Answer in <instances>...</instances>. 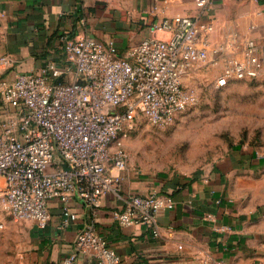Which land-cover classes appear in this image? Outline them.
I'll return each mask as SVG.
<instances>
[{
  "label": "built area",
  "instance_id": "1",
  "mask_svg": "<svg viewBox=\"0 0 264 264\" xmlns=\"http://www.w3.org/2000/svg\"><path fill=\"white\" fill-rule=\"evenodd\" d=\"M193 1L197 15L152 23L151 33L161 36L142 39L124 55L111 41L60 35L66 62L74 68L69 81H59L62 71L51 64L39 73L19 72L12 81L0 77V212L44 229L56 201L64 228L77 218L72 201L94 211L112 193L125 202L113 213L118 225H143L160 235L158 214L173 208L174 200L155 191L123 195L124 138L141 120L163 129L195 106L196 93L184 81L197 68L220 63L211 82L215 90L264 78V46L235 35L211 43L208 13L219 0ZM8 64L0 56V67ZM80 255L89 257L88 264L121 260L93 223L78 230L61 264H80Z\"/></svg>",
  "mask_w": 264,
  "mask_h": 264
},
{
  "label": "crops",
  "instance_id": "2",
  "mask_svg": "<svg viewBox=\"0 0 264 264\" xmlns=\"http://www.w3.org/2000/svg\"><path fill=\"white\" fill-rule=\"evenodd\" d=\"M175 14L195 16L198 9L193 0H0V56L10 59L0 67V77L12 81L19 72L39 73L51 64L62 71L59 81H69L74 68L66 62L60 35L111 41L124 55L142 39L161 36L151 33V24ZM208 14L211 43L235 35L264 46V0H219ZM241 164L235 166L242 169ZM260 167L264 160L249 162L250 176L123 173V195L155 191L173 198V208L158 214L159 236L143 225H118L113 213L125 202L112 193L94 211L72 201L77 218L64 228L61 206L52 201L46 228L30 221L33 229L17 262L61 264L78 230L93 223L95 233L120 256L119 264H264V174L252 177ZM79 258L88 264L87 255Z\"/></svg>",
  "mask_w": 264,
  "mask_h": 264
},
{
  "label": "rangeland",
  "instance_id": "3",
  "mask_svg": "<svg viewBox=\"0 0 264 264\" xmlns=\"http://www.w3.org/2000/svg\"><path fill=\"white\" fill-rule=\"evenodd\" d=\"M220 71V63L191 71L184 84L194 89L197 104L169 127L139 122L124 138L123 173L213 177L222 171L250 176L252 170L245 169L249 162L264 160V78L236 80L215 90L211 82ZM240 163L244 168L235 166ZM261 167L252 177L264 174ZM32 226L0 212V264H20Z\"/></svg>",
  "mask_w": 264,
  "mask_h": 264
},
{
  "label": "trees",
  "instance_id": "4",
  "mask_svg": "<svg viewBox=\"0 0 264 264\" xmlns=\"http://www.w3.org/2000/svg\"><path fill=\"white\" fill-rule=\"evenodd\" d=\"M58 81V80H57ZM240 162V161H239Z\"/></svg>",
  "mask_w": 264,
  "mask_h": 264
}]
</instances>
